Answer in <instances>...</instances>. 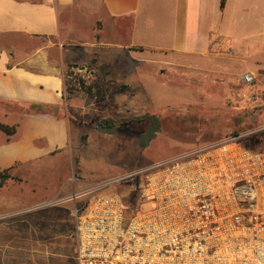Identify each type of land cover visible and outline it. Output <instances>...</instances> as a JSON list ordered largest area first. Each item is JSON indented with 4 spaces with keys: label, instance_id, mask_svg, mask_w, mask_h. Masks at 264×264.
Instances as JSON below:
<instances>
[{
    "label": "crops",
    "instance_id": "0c3cea01",
    "mask_svg": "<svg viewBox=\"0 0 264 264\" xmlns=\"http://www.w3.org/2000/svg\"><path fill=\"white\" fill-rule=\"evenodd\" d=\"M120 56L138 68L167 57L177 77L224 85L264 79V0H0V125L16 131L8 143L0 132V171L68 143L67 68L95 58L113 69ZM26 104L52 113L18 111ZM30 196L0 188V264H76L74 237L34 226L47 215L30 212Z\"/></svg>",
    "mask_w": 264,
    "mask_h": 264
},
{
    "label": "rangeland",
    "instance_id": "374dc122",
    "mask_svg": "<svg viewBox=\"0 0 264 264\" xmlns=\"http://www.w3.org/2000/svg\"><path fill=\"white\" fill-rule=\"evenodd\" d=\"M155 58L141 68L121 56L113 69L100 66L95 58L86 66L67 68L63 111L70 122L68 143L0 171L11 177L3 187L31 195L30 212L47 215L33 221L43 232L48 230L50 238L63 229L73 239L74 208L95 197L135 192L145 168L192 156L208 144L177 141L174 135L191 132L192 139L212 135L225 141L233 137L231 131L220 130L214 121L225 113H234L238 121L240 113L256 109L255 120H245L239 138L253 136L264 143V79L243 86L239 79H228L227 85L217 79H188L183 71L177 77L167 57ZM247 93L256 100L244 101L241 96ZM144 115L163 120V130L146 147L141 135L147 123L135 121ZM105 119L117 123L115 133L97 129ZM12 129L8 134L0 131L6 137L3 142L16 134Z\"/></svg>",
    "mask_w": 264,
    "mask_h": 264
},
{
    "label": "built area",
    "instance_id": "2783aa9c",
    "mask_svg": "<svg viewBox=\"0 0 264 264\" xmlns=\"http://www.w3.org/2000/svg\"><path fill=\"white\" fill-rule=\"evenodd\" d=\"M141 178L132 210L109 195L71 211L76 264H264V145L232 137Z\"/></svg>",
    "mask_w": 264,
    "mask_h": 264
},
{
    "label": "trees",
    "instance_id": "16d2710c",
    "mask_svg": "<svg viewBox=\"0 0 264 264\" xmlns=\"http://www.w3.org/2000/svg\"><path fill=\"white\" fill-rule=\"evenodd\" d=\"M226 0H220V8L224 7ZM18 111L25 113V114H51L52 109L48 106L44 105H37V104H26V105H18L17 106ZM180 107H175L174 110H178ZM244 111V110H243ZM257 115L256 109L253 110H246L243 113H240L238 115V121H236V117L234 113H225L222 116L218 117L214 122L218 126L220 130L227 128L231 131V134L233 137L238 138L239 144L243 147L250 149V150H258L264 143L258 138H255L253 136H246L241 137L243 134L244 129V122L245 120L249 119L250 121H254L255 117ZM135 121H143L147 123V128L144 130V132L141 135L142 139V147H146L148 142L154 138L156 133H159L161 130H163V120L156 115H144L143 117L139 119H135ZM117 123L110 119H105L97 123V129L106 134H113L116 131ZM0 131L4 132L5 134H8L10 131H13L12 128L6 127L4 125H0ZM193 133H184L183 135H174V139L177 141H186L190 142L189 144H193L196 142H206L208 143L206 146L218 144L221 141L220 136H212V135H202L201 138L192 139L189 136H192ZM184 138V137H187ZM11 177L7 174V172H1L0 173V188L3 187V185L10 179ZM125 208L127 210H132L135 207V204L138 199V192H131L127 193L124 196L118 195Z\"/></svg>",
    "mask_w": 264,
    "mask_h": 264
}]
</instances>
